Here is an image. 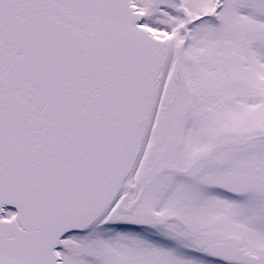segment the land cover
Here are the masks:
<instances>
[{
	"label": "snow or ice",
	"instance_id": "6c2138e0",
	"mask_svg": "<svg viewBox=\"0 0 264 264\" xmlns=\"http://www.w3.org/2000/svg\"><path fill=\"white\" fill-rule=\"evenodd\" d=\"M0 264H264V0H0Z\"/></svg>",
	"mask_w": 264,
	"mask_h": 264
}]
</instances>
